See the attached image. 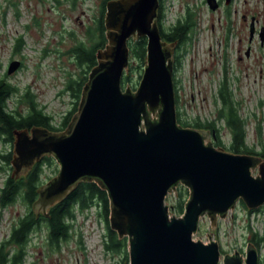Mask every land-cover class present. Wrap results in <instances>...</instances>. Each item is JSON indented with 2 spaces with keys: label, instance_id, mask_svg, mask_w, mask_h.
Wrapping results in <instances>:
<instances>
[{
  "label": "water",
  "instance_id": "1",
  "mask_svg": "<svg viewBox=\"0 0 264 264\" xmlns=\"http://www.w3.org/2000/svg\"><path fill=\"white\" fill-rule=\"evenodd\" d=\"M207 2L212 11L220 8L217 0ZM159 8L160 0L107 2V43L97 52L77 112L64 132L39 127L14 132L12 178L25 176L46 156L57 161V176L38 190L33 204L38 216H47L81 183L97 184L109 199L110 229L127 239L129 264H260L254 244L245 256H222L211 237L209 243L194 240L202 218L216 229L240 200L250 211L264 207V159L216 148L210 142L216 132L178 123L177 44L163 40ZM260 37L263 43L264 29ZM140 38L147 39L144 73L135 90L123 88L129 42ZM20 66L13 61L8 75ZM180 186L189 198L176 216L167 198Z\"/></svg>",
  "mask_w": 264,
  "mask_h": 264
},
{
  "label": "rangeland",
  "instance_id": "2",
  "mask_svg": "<svg viewBox=\"0 0 264 264\" xmlns=\"http://www.w3.org/2000/svg\"><path fill=\"white\" fill-rule=\"evenodd\" d=\"M103 1L0 0V79L18 87L20 95L29 89L45 112L54 117L56 126L74 109L75 100L67 92L69 79L83 76L70 51L78 42L92 45L88 30H95ZM163 5L165 28L185 17L188 9L197 23L192 41L175 59L176 108L181 120H216L220 104L215 100L226 77L240 116L246 121L248 146L264 150V42L260 37L264 29V0H233L229 6L224 0L216 11L210 9L207 0H163ZM18 40L22 43L16 51ZM13 61H20L23 67L8 75ZM131 62L135 67L141 65L137 60ZM144 68L131 74L129 66L125 75L131 74L128 86L132 89L139 86ZM17 98L9 100L11 109L16 108ZM18 108L26 109L23 105ZM219 125L222 148L228 149L230 132L221 122ZM210 142L214 140L210 138ZM9 151V145L0 144V154ZM0 167L1 195L13 168L1 162ZM42 169L41 181L46 184L57 176L60 166L54 159L52 165L45 164ZM253 175L257 176L258 170ZM174 201V194L167 198L170 211ZM26 212L20 201L7 207L0 203V242L9 237L12 227ZM101 213L99 206L78 212L72 237L60 249L50 248L44 230L34 233L26 249V264H129L124 254L107 250L109 231ZM254 234L262 239L258 251L264 264V207L261 212L250 214L240 204L219 220L216 229L207 217L202 218L194 240L209 243L211 237L226 250L243 249L245 253Z\"/></svg>",
  "mask_w": 264,
  "mask_h": 264
},
{
  "label": "trees",
  "instance_id": "3",
  "mask_svg": "<svg viewBox=\"0 0 264 264\" xmlns=\"http://www.w3.org/2000/svg\"><path fill=\"white\" fill-rule=\"evenodd\" d=\"M108 1L110 0H104L102 3L101 15L96 22L95 30L93 32L91 29L88 30V36L91 39L90 43L92 45L78 42L70 51L74 55L81 72H83V76L79 79H69L67 92L75 100L74 109L63 118L59 126L54 124V117L45 112V108L37 103L36 97L29 89L20 95L18 87L9 83L5 78L0 79V144L10 146L8 153L4 155L0 154L1 163L11 166L15 131L39 127L53 132H61L70 124L73 115L78 110L83 87L88 81L89 73L97 65V52L104 48L107 42L104 19ZM163 9V0H160L157 18L158 26L164 41L177 44L175 59L178 60L180 50L192 41L197 23L194 14L188 9L185 17L178 19L169 28H165L162 23ZM21 43V40L17 41L16 51L21 47ZM129 48L131 63L129 70L132 74L133 70L136 69L139 72L140 69L142 70V67L146 66L147 39L131 40ZM131 60H137L141 65L135 67ZM131 74L123 77V88H126L130 84L132 80ZM14 96L18 97L16 99V108L11 109L9 107V100ZM215 102L216 104L217 102L220 104L216 120L205 122L197 119L193 123L184 122L181 120L180 113L177 112L178 123L185 128L216 132L214 146L219 148L224 145L222 141V126L220 127L219 125L221 122L230 132L231 141L227 150L234 154H246L264 158V150L256 151L249 147L246 142V121L240 116L238 103L235 101L226 77L219 85ZM22 105L26 108L23 111L18 108ZM53 163L54 158L46 156L42 162L36 164L20 179L12 178V176L7 178L0 195L2 207H7L20 201L26 206L27 212L12 227L9 237L0 242V264H26V249L32 241V235L43 230L47 234L50 248L60 249L61 244L72 237L73 222L76 220L78 212L83 213L94 206L101 208V215L107 222L110 238V243L106 245L107 250L122 253L128 259L127 239L120 240L117 233L110 229L109 199L107 193L102 191L97 184L81 183L65 201L51 208L47 216L43 214L38 216L33 210V204L38 198V190L44 185L41 181L43 165H52ZM0 170H2V167H0ZM174 195L175 201L171 204V214L181 216L188 201L189 191L185 187L180 186L177 194ZM253 237L257 240L258 250L262 239L258 238L257 235Z\"/></svg>",
  "mask_w": 264,
  "mask_h": 264
},
{
  "label": "flooded vegetation",
  "instance_id": "4",
  "mask_svg": "<svg viewBox=\"0 0 264 264\" xmlns=\"http://www.w3.org/2000/svg\"><path fill=\"white\" fill-rule=\"evenodd\" d=\"M223 1L224 0H219L218 1V3H219V5L221 6L222 5V3H223ZM21 67H23V64H21ZM215 141V140H214ZM226 151H228V152H230L229 150H227V149H225ZM231 153V152H230ZM261 158H263V157H261ZM264 159V158H263ZM242 205L243 207H245V208H247L246 206H245V204L240 200L238 203H237V205H236V208H237V206H239V205ZM235 208V209H236ZM248 209V208H247ZM249 210V209H248ZM263 210V207L262 208H260V209H258V210H255V211H250L249 210V213L250 214H254V213H258V212H261ZM255 235V234H254ZM253 235V236H254ZM257 240H256V238L255 237H250L249 238V241H248V243H247V246L249 245V244H254L255 246H256V248H257ZM258 247H260V246H258ZM220 249H221V254H222V256H225V255H233V254H235L236 252H239L242 256H245V253L243 252V249H241L240 251L239 250H234V252H231V251H229V250H226L225 248H223L222 246H220ZM242 251V252H241ZM260 264H263V262H262V260H261V258H260Z\"/></svg>",
  "mask_w": 264,
  "mask_h": 264
}]
</instances>
